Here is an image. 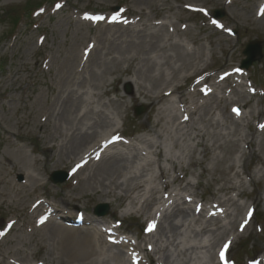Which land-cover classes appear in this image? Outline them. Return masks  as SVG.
<instances>
[{"label": "rangeland", "instance_id": "1", "mask_svg": "<svg viewBox=\"0 0 264 264\" xmlns=\"http://www.w3.org/2000/svg\"><path fill=\"white\" fill-rule=\"evenodd\" d=\"M126 1L128 0H0V123L12 130L11 146L3 142L0 131V176H10L12 181L18 183L25 180L22 171L17 168L12 169L4 159V154L21 148L25 153L21 155L28 159L31 172L38 176L41 184H44L35 192L46 195L47 198L42 199L47 204H51L49 210L52 211L51 215L54 218L57 216L56 212L71 215L73 211L78 210V216L92 221L93 230L103 232L105 227L110 228L111 231L105 234L107 244H112L109 249L115 252L117 248L113 244L121 246L125 259L124 262L110 260V264H128V259L130 262L133 259L131 264H138V262L150 264L145 252H139L136 247L144 243L140 239L143 231H151L150 235L144 233V236L156 264H215L219 261L217 253L224 252V250L228 251L222 259L228 258V264H264V262H256V259H264V167H261L251 154V150L254 149L264 156V127H262L264 126V95L261 96L264 91V22L254 19L253 6H250V10L247 9L255 0H235L236 3L226 6L217 0H166L173 8L164 13L165 17L158 18L165 25L171 23L172 26H176L179 23L177 19L181 17L188 31L176 33L172 29L171 33L174 40L180 41L183 47L186 43L185 45L192 52L198 44L194 45L188 35L196 34L201 37L199 48L202 52V61L199 64L200 66L206 65L207 71H222L227 64H232L239 71L236 78L243 83L242 86L232 91L229 85L222 83L220 87L215 88L218 93L213 94L220 99L223 96V93H220L221 89L225 90L224 94L228 97H234L236 92L244 90V100H249V106L245 108L241 103L240 107L242 111L252 112L248 120L237 118L234 114L238 112L239 106H232L231 111L229 105L224 107L222 102L218 103L215 99L211 105L204 103L185 126L176 128L175 124L165 122L163 130L161 129L162 136L159 138L145 129V117L149 113L148 105L140 100L130 99L133 84L121 80L114 86L110 83L113 75H108L107 83L98 90L100 98H89L91 105L98 112L102 110L108 115L110 118L108 128H117L122 131V134L118 136L119 140L125 143L130 142L136 136L149 138L153 144L160 145L164 153V158H158L155 156V146L138 145L140 150L134 157L135 160L126 178L136 175L135 181H144L145 190L130 192L126 199L114 201L116 206L109 204L111 198L88 199L85 196L67 206L61 197L73 184L70 171L63 168V164L57 160V154L53 151H46L48 154L51 153V158L45 165L42 164L44 158L42 146L45 141L41 137V131L33 124L37 113L42 112V109L47 106L50 92L45 85L54 80L55 69L52 66L49 71H42L36 63L43 61L42 57L44 55L47 57L51 52L57 57L70 41H73L76 49L80 51L85 39L91 34L86 33V28L82 33H76L78 22L75 18L72 23L68 20V14L72 11L85 9L89 14L93 11L94 13L105 11L108 15L111 12L118 13ZM182 2L196 5V7L181 9ZM63 3L67 5V12L58 14L56 17L48 16L49 9ZM216 10L221 11L222 15L215 16L214 11ZM213 20L224 27V34L214 35L207 40L213 28L210 23ZM168 28L171 29V25ZM51 29L53 30L52 36ZM31 35L39 39L45 36L47 49L44 53L46 54L42 56L34 53L36 48L34 41L30 43V40L26 44ZM253 39L259 41L262 56L247 68H243L241 61L245 56L242 51ZM167 55L173 57L169 60V65L177 66L175 52L171 48L167 49L157 61L163 65L162 68L166 75L171 77L172 68L164 65L168 59ZM15 68L18 74L11 79ZM190 71H181L179 75ZM124 77L126 75L123 79ZM25 86H28L31 91L28 97L24 93ZM206 89L207 92L211 90L209 86ZM104 90H107V93L103 94ZM198 102H204V99ZM136 105L144 106V110L139 114L134 113ZM165 108L163 114L166 121L172 115L176 114L178 117L181 113L175 102ZM257 112H262L263 115L259 120ZM200 115L205 116L201 119ZM230 115L236 120L240 119V122L235 124ZM249 124H253L254 128H251ZM16 133L23 137L16 136ZM251 136L253 144H249ZM201 140L211 147V151L205 156L203 146L200 144ZM120 147L124 149V146L120 145ZM33 159L37 161L33 163ZM201 159L204 160L203 164L206 165L207 171H202V166L192 161ZM220 159H223V162L219 164ZM229 163H234L240 173L239 176H234L232 172L229 174V184L235 186L230 196L240 205V210L235 217L231 214L228 218L226 215L223 217L224 224H227L225 227L230 230V233L222 243L210 247L208 244L214 239V235L211 234L210 229L205 233H199L202 224L195 222V219L203 218L202 221H205L207 219L205 217L209 214L213 212L218 214L221 211L220 208L211 209L208 203L216 198H226L227 195L219 190V186L221 185L220 179L226 177L221 169ZM159 167L163 169L165 181L170 184L172 195L161 199L157 197L155 201L158 204H151L149 210L141 209L142 200L148 195V189L151 186L161 189V181L157 178L160 173ZM54 171L66 173L65 181L52 182L49 178ZM243 171L250 173L253 181H250ZM183 173L180 180H174L176 174L182 175ZM184 184L186 187L183 188ZM116 192L122 193L121 188H118ZM201 197L202 202L208 204L207 206L200 204ZM165 199L167 201L164 202ZM170 202L172 204L168 206ZM98 204H106V213L99 215L95 211ZM175 204L185 208L189 205L200 204V209L193 213L190 208H187L190 212L184 220L177 216L173 219L179 224L181 233L172 240L167 239V236L165 237L160 232L161 228L166 225V218L164 219L166 213ZM19 206L20 202H13L11 198L0 205L1 229H6L8 226L5 223L18 215V210L15 209H19ZM226 207L233 213L232 206L229 207L227 204ZM204 208H209L208 212H205ZM250 210L251 216L248 215ZM23 214V218L28 217L27 212ZM234 218L247 220L249 226L246 229L240 227L237 232H233L231 220ZM160 220L162 227L159 225ZM62 224L65 225V223ZM149 224L154 225L152 230H149ZM17 225L20 226L21 222L18 221ZM72 225L73 223H68V226ZM82 226L79 225V229L83 228ZM137 234L140 237H137ZM20 237H23L24 241L29 240V234L22 231L12 233L9 239L16 243V239ZM28 243L27 246L17 243V246L30 258L35 246L32 239ZM129 253H132V259ZM162 258H166V262ZM32 261L30 259V262Z\"/></svg>", "mask_w": 264, "mask_h": 264}, {"label": "bare ground", "instance_id": "2", "mask_svg": "<svg viewBox=\"0 0 264 264\" xmlns=\"http://www.w3.org/2000/svg\"><path fill=\"white\" fill-rule=\"evenodd\" d=\"M217 1L224 6L236 3L235 0ZM193 6L196 7V5L182 2L183 8H180L186 9ZM250 6H253L254 19L264 22V13L261 12L264 0H255L253 4L250 3L247 9L250 10ZM172 8L166 0H128L117 14L114 13L116 17L113 20L109 18L112 13L106 15L105 11H101L102 14H99L97 18H95L97 13L94 11L91 14H88L85 9L72 11L68 14V20L69 23H72L75 18L78 22L74 23L77 25L76 33H82L86 28V33L90 32L92 37L89 35L85 39L80 51L76 49L73 41H70L57 57L52 52L47 57L44 55L46 54L44 50L47 49L45 36L39 39V37L31 35L27 40L26 44L30 40V43L33 41L36 43L34 53L44 55H42L43 61L40 60L36 65L42 71H49L52 66L55 69L54 80L45 85L50 92L47 106L42 109V112L37 113L33 125L41 131V137L45 141L42 146L44 154L42 164L45 165L51 158V153L49 155L47 152L53 151L57 154V160L63 164V168L68 169L71 173L70 179L73 184L61 197V200L66 203L65 205L76 203L82 196L88 199L111 198L109 204H114V201L126 199L130 192L145 190L144 181H135L136 175L126 178L135 160L134 157L140 150L138 145L155 146V156L164 158L161 146L153 144L149 138L136 136L130 142L125 143L119 140L118 136L122 134V131L117 128H108L110 123L108 115L102 110L98 112L91 105L89 98H100L98 90L107 83L108 75H113L110 83L114 86L121 80L133 84V93H131L130 99H137L148 105L149 113L145 117V129L159 138L162 136L161 129L163 130L165 122L175 124L176 128L185 126L204 103L211 105V102L217 99L213 94L218 93L215 89L217 86L220 87L222 83L227 84L233 91L243 85L237 80L236 74L239 71L232 64L225 65V68L218 72H209L206 65L200 66L202 52L199 48L201 37L198 35H188L194 45L198 44L193 52L188 49L186 43L183 44L184 48L180 41L173 39L172 29L176 33H186L188 29L181 17L177 19L179 23L176 26H172L171 23H167V25L161 23L158 18L165 17L164 13ZM48 11L50 12L49 17H56L58 14L67 12V5L63 3ZM210 23L213 28L211 34L207 36V40L214 35L222 36L224 34L222 25L215 21ZM169 25H171V29L168 28ZM72 34L75 36L74 33ZM52 35L53 30L51 29ZM169 48L174 50L175 60L178 62L177 66H170L169 60L173 57L167 55L168 59L164 65L172 68L171 77L166 75L162 68L163 65L157 61ZM188 70L191 71L179 75V72ZM17 74L18 70L15 68L10 78L16 77ZM125 75L126 77L123 79ZM239 77L241 78V76ZM208 86L211 88L209 92L206 89ZM24 90L25 96L28 97L30 89L25 86ZM105 93L107 90H104L103 94ZM220 93H223V96L217 99L218 103L222 102L224 107L229 105L230 110L232 106H239L237 118L248 120L251 117L250 110L242 111V107H240L241 103L245 108L249 106V100H244V90L236 92L234 97L226 96L223 89L220 90ZM263 95L264 91L261 93V96ZM202 98L204 102L199 103L198 100ZM172 102L177 104L181 113L178 117L176 114L172 115L166 121L163 113L165 107L171 105ZM151 113L152 115H150ZM257 113L259 120L263 115L262 112ZM204 116L200 115L199 117L203 119ZM230 118L234 120L235 124L240 122V119L236 120L232 115ZM249 126L254 128L253 124H249ZM0 131L3 142L11 146L12 130L0 123ZM16 136L23 137L18 133ZM59 138L61 139L59 140ZM200 144L203 146L204 156L211 151V147L203 140L200 141ZM249 144H253L252 136L249 138ZM120 145L124 146V149ZM21 153L25 154L21 148H16V151L4 154L6 164L12 169L17 168L22 171L25 180L18 183L12 181L10 176H0V205L10 198L13 202H20L19 209H15L18 210V215L6 222L9 227L6 230L0 228V264H54L55 261L56 264H110V260L124 262V252L121 246L113 244L117 248L115 252L109 249L112 244H107L105 234L107 231H111L110 228L105 227L103 232L93 230L92 221L78 216V210L73 211L71 215L56 212V218L51 215L52 211L49 210L51 204H47L42 199L47 198L46 195L35 192L44 184H41L38 176L31 172L28 159ZM251 154L256 158L258 164L264 167V156L254 149L251 150ZM14 155L15 157H13ZM36 161L33 159V163ZM192 161H196L202 166V171H207L203 159ZM222 162L223 159L218 160L219 164ZM171 163L173 162L171 161ZM221 170L226 177L220 179L219 190L227 196L224 199L216 198L208 203L211 209L220 208L221 211L218 214L213 212L208 217L203 215L207 218L205 221H202L203 218L195 219V222L202 224L199 233H205L210 229L211 234L214 235V239L208 244L210 247L222 243L230 233V230L225 227L227 224H224L223 217L226 215L228 218L230 214L235 217L240 210V205L230 196V192L235 190V186L229 184V174L232 172L234 176H239L240 173L234 163H229ZM159 172L157 178L161 181V189L151 186L148 189V195L142 200L141 209L149 210L151 204H158L157 197L161 199L172 195L170 184L165 181L161 167H159ZM243 173H246L249 180L253 181L250 173L247 171H243ZM183 175L184 173L176 174L174 180H180ZM120 179L121 181H119ZM212 179L218 181L216 178ZM184 187L186 184L183 185ZM118 188H121L122 193L116 192ZM165 201L167 200L165 199ZM200 202V204L203 203L202 197ZM171 204L172 202L168 206ZM200 204L189 205L186 208L179 207L177 204L172 206L164 217L166 225L161 228L160 233L167 236V239L174 240L181 232H179V224L173 219L177 216L184 220L190 212L187 208H190L193 213L194 211L198 212ZM208 204L203 203L204 206ZM227 204L229 207H233V213L228 211ZM203 210L208 212L209 208ZM26 212L28 217L23 218V213ZM45 212L47 215L44 216ZM74 218L75 220H73ZM235 219L231 220L233 232H237L240 227L246 229L249 226L247 220ZM18 221L21 222L20 226L17 225ZM69 222L73 225L68 226ZM161 224L160 220L159 225ZM79 225H83V228L79 229ZM17 231L29 234V240L24 241L23 237H20L16 239V243H13L14 240H10L9 237ZM150 232L143 231L141 237L137 234V237H140L144 243L136 247L139 252H145L150 264H156L144 236V233L150 235ZM31 239L35 250L31 252L32 257L29 258L23 250L20 251L17 243L27 246ZM218 253L219 258L220 254ZM129 255L132 259V253ZM30 259L33 261L30 262ZM227 259L220 260L219 258L215 264H228ZM132 260L130 262L128 259V264H131ZM162 260L166 262L167 259L162 258ZM256 262L263 263L264 259H256ZM138 264L142 263L138 262Z\"/></svg>", "mask_w": 264, "mask_h": 264}, {"label": "water", "instance_id": "3", "mask_svg": "<svg viewBox=\"0 0 264 264\" xmlns=\"http://www.w3.org/2000/svg\"><path fill=\"white\" fill-rule=\"evenodd\" d=\"M216 16L222 15V12L219 10H216L214 12ZM243 53L245 54V59L242 60V66L248 67L253 61L259 60L261 57V46L259 41L257 40H251L250 42L247 43L246 47L243 50ZM144 110V107H135V114H139ZM51 180L56 182H62L65 178L66 175L64 172L61 171H54L51 174ZM95 211L99 214H104L107 211V206L106 205H97L95 208Z\"/></svg>", "mask_w": 264, "mask_h": 264}, {"label": "snow or ice", "instance_id": "4", "mask_svg": "<svg viewBox=\"0 0 264 264\" xmlns=\"http://www.w3.org/2000/svg\"><path fill=\"white\" fill-rule=\"evenodd\" d=\"M57 7H59V5H57ZM261 12L264 13V7L261 8ZM233 111H237V110H236V109H233ZM262 127H264V126H262ZM248 215H249V216L252 215L251 210L249 211ZM153 227H154V225L149 224V230H152ZM225 247H227V245H225ZM223 255H224V253L221 252V258H223Z\"/></svg>", "mask_w": 264, "mask_h": 264}]
</instances>
